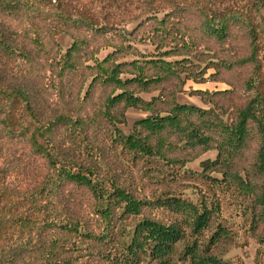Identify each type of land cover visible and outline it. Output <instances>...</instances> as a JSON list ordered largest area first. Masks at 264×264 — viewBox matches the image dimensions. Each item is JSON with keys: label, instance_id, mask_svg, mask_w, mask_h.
Masks as SVG:
<instances>
[{"label": "trees", "instance_id": "trees-1", "mask_svg": "<svg viewBox=\"0 0 264 264\" xmlns=\"http://www.w3.org/2000/svg\"><path fill=\"white\" fill-rule=\"evenodd\" d=\"M60 33L72 38L64 53ZM135 40L154 53H141ZM188 80L230 88L192 89L211 104L201 108L177 101ZM130 108L147 115L124 134L118 125ZM105 147L121 162L157 159L175 169L217 155L194 175L208 186L197 202L172 187L151 200L96 164ZM22 149L47 169L39 184L19 190L6 175L20 168L0 167V264H83L82 238L108 244L129 218L139 221L111 262L230 264L217 254L233 240L219 221L226 192L248 203L250 230L264 242V0H0V163ZM69 182L93 197L101 231L50 207L53 199L73 202L61 196ZM151 209L174 218L167 223Z\"/></svg>", "mask_w": 264, "mask_h": 264}, {"label": "rangeland", "instance_id": "rangeland-1", "mask_svg": "<svg viewBox=\"0 0 264 264\" xmlns=\"http://www.w3.org/2000/svg\"><path fill=\"white\" fill-rule=\"evenodd\" d=\"M135 23L127 24L122 27L132 29ZM57 42L60 44L63 53L71 46L72 38L65 34L60 33L57 36ZM135 47L143 54L154 53V48L148 41L135 40ZM111 49H103L99 53L98 57L101 59ZM197 62V61H196ZM207 62H202L201 66L204 67ZM18 70L20 65L18 63ZM212 72L209 70L208 73ZM246 70L240 71V75L244 76ZM240 76V77H241ZM230 87L222 82H211L197 84L192 80H188L186 83L185 91L177 94V101L183 104H192L201 108H209L211 104H205L199 96L191 95L192 89L208 90L210 92L216 90L229 89ZM84 91L82 92V95ZM158 91L152 94L143 93L141 96L144 99H149L152 95H157ZM55 101V98H52ZM147 113L128 109L126 112L127 122L126 124L118 125L124 134L130 132L134 122L145 117ZM99 134L107 135L106 130L99 132ZM255 143L251 141L250 148L247 154L245 162L252 159L254 155ZM9 154L14 155L15 150L7 151ZM22 155L19 158L11 157L4 158L3 165L0 163V167L3 169L8 167H16L15 172L20 168V174H11L8 178L6 175V184L17 189H30L39 184L45 176L47 169L43 160L37 156H29L28 149H22ZM217 151H208L201 155L198 159L188 163L184 168H173L164 162L157 159H151L149 161L137 162L132 164L131 162H121L116 160L108 147H105L102 151V161L96 164L102 168H112L117 170L116 177L126 182V185L135 189L137 194H145L151 200H154L160 196V194L167 187L174 189V195H179L182 198L188 199L193 202H197L200 197L199 190H207V184H204L201 178L194 175L202 171L201 163L206 159H215ZM192 171V173H190ZM198 176V175H197ZM63 190V191H62ZM62 191V192H61ZM61 196L67 199H72V203L62 202L59 199H53L50 207H54L53 210L59 213H68L72 216L78 217L82 220V225L86 229L92 232L101 231V221L99 217L94 213L92 204L94 202L91 194L84 187H79L75 183H66L61 189ZM226 197V198H225ZM223 197V208L219 216V221L231 232L233 240L223 243L217 250V254L224 261L230 264H264V242H260L259 238L250 230L249 212L246 210L248 203L239 198L236 194L229 191L225 193ZM27 207V206H25ZM154 214H157L167 223H171L174 216L169 212L162 210L151 209ZM139 218H129L118 222V226L114 232L113 240L108 244L95 243L93 241L82 238L81 250L79 253L85 255L81 258L83 264H117V262H111L108 256L112 253L119 251L120 246L126 245L130 240V234L134 230ZM261 227L256 231L259 233ZM51 232H45L41 237V243L43 245L47 242V238ZM37 251H33L32 255H36ZM25 260H29V255H23ZM141 264H153L148 258ZM178 264H188L185 260H179Z\"/></svg>", "mask_w": 264, "mask_h": 264}]
</instances>
